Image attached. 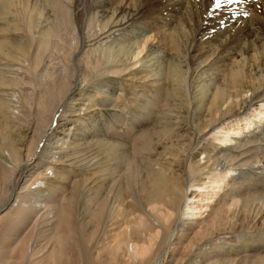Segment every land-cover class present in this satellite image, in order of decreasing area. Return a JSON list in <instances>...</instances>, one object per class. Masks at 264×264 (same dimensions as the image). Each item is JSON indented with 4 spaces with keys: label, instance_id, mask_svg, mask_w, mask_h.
<instances>
[{
    "label": "bare ground",
    "instance_id": "obj_1",
    "mask_svg": "<svg viewBox=\"0 0 264 264\" xmlns=\"http://www.w3.org/2000/svg\"><path fill=\"white\" fill-rule=\"evenodd\" d=\"M113 2L0 0V264H264V0Z\"/></svg>",
    "mask_w": 264,
    "mask_h": 264
},
{
    "label": "rangeland",
    "instance_id": "obj_2",
    "mask_svg": "<svg viewBox=\"0 0 264 264\" xmlns=\"http://www.w3.org/2000/svg\"><path fill=\"white\" fill-rule=\"evenodd\" d=\"M115 2H113V0H112V2L113 3H115L116 5L119 3V2H117V0H114ZM205 5H206V7H211V6H214V4H215V0H206V2L204 3ZM158 29V30H157ZM151 32L153 33V34H158V36L156 35V39L161 35V34H163V32H164V28L161 26V24L160 23H158V24H155L154 26H151ZM161 32V33H160ZM160 34V35H159ZM223 134V133H222ZM219 137H221V135L219 136ZM204 193V195H203V197L202 198H204V199H206V198H209L208 197V195L210 196L211 195V193H213V192H211V191H207V192H203ZM196 203V202H195ZM199 207L201 206V207H203V206H213V205H211V204H208V203H205V202H203V200L202 201H199V203H196ZM201 214V217H203L205 214H207V212H205V213H197V216H199ZM201 217H198L199 219H201ZM1 224V223H0ZM256 226V225H255ZM255 226H253V230H254V228H255ZM242 256V255H241Z\"/></svg>",
    "mask_w": 264,
    "mask_h": 264
},
{
    "label": "snow or ice",
    "instance_id": "obj_3",
    "mask_svg": "<svg viewBox=\"0 0 264 264\" xmlns=\"http://www.w3.org/2000/svg\"><path fill=\"white\" fill-rule=\"evenodd\" d=\"M235 2H236V0H215L214 7L216 9H219L222 4H232V3H235Z\"/></svg>",
    "mask_w": 264,
    "mask_h": 264
}]
</instances>
